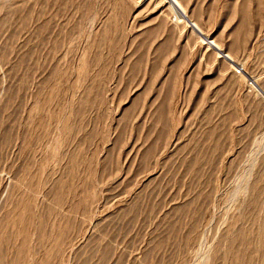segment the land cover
I'll list each match as a JSON object with an SVG mask.
<instances>
[{"label":"rangeland","instance_id":"obj_1","mask_svg":"<svg viewBox=\"0 0 264 264\" xmlns=\"http://www.w3.org/2000/svg\"><path fill=\"white\" fill-rule=\"evenodd\" d=\"M0 264H264V0H0Z\"/></svg>","mask_w":264,"mask_h":264},{"label":"built area","instance_id":"obj_2","mask_svg":"<svg viewBox=\"0 0 264 264\" xmlns=\"http://www.w3.org/2000/svg\"><path fill=\"white\" fill-rule=\"evenodd\" d=\"M237 70H238V71H237L238 73H239V72H243V68L238 67Z\"/></svg>","mask_w":264,"mask_h":264},{"label":"bare ground","instance_id":"obj_3","mask_svg":"<svg viewBox=\"0 0 264 264\" xmlns=\"http://www.w3.org/2000/svg\"><path fill=\"white\" fill-rule=\"evenodd\" d=\"M2 182V181H1Z\"/></svg>","mask_w":264,"mask_h":264}]
</instances>
